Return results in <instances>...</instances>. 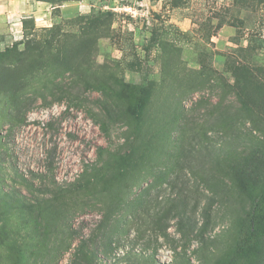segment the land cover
I'll return each mask as SVG.
<instances>
[{"label":"rangeland","instance_id":"374dc122","mask_svg":"<svg viewBox=\"0 0 264 264\" xmlns=\"http://www.w3.org/2000/svg\"><path fill=\"white\" fill-rule=\"evenodd\" d=\"M136 1L0 0V264H220L244 236L264 0Z\"/></svg>","mask_w":264,"mask_h":264},{"label":"trees","instance_id":"16d2710c","mask_svg":"<svg viewBox=\"0 0 264 264\" xmlns=\"http://www.w3.org/2000/svg\"><path fill=\"white\" fill-rule=\"evenodd\" d=\"M99 89V86L97 87ZM101 89H104L103 87ZM150 96L149 88L145 84H128L127 113L139 121ZM103 130L107 131L108 123H102ZM101 153V152H100ZM85 180L78 179L71 188L72 190L83 189L92 182L88 178L89 165L82 172ZM242 190L251 200L247 216L242 221L244 236L233 246L220 261V264H256L261 256L264 239V186L260 187L255 182L242 179L240 181ZM21 206L29 207L23 200Z\"/></svg>","mask_w":264,"mask_h":264},{"label":"built area","instance_id":"2783aa9c","mask_svg":"<svg viewBox=\"0 0 264 264\" xmlns=\"http://www.w3.org/2000/svg\"><path fill=\"white\" fill-rule=\"evenodd\" d=\"M145 1H149V0H137L135 2V4H127L124 9L131 12L133 15H137V14H141V15H145L147 13H149L148 10H145L144 7L146 6Z\"/></svg>","mask_w":264,"mask_h":264}]
</instances>
